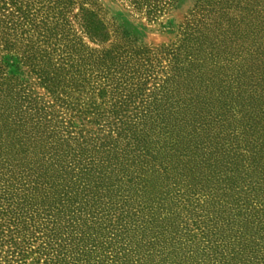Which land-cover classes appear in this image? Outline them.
Segmentation results:
<instances>
[{"label": "trees", "instance_id": "trees-1", "mask_svg": "<svg viewBox=\"0 0 264 264\" xmlns=\"http://www.w3.org/2000/svg\"><path fill=\"white\" fill-rule=\"evenodd\" d=\"M91 1L0 0V264H264V11L148 49Z\"/></svg>", "mask_w": 264, "mask_h": 264}, {"label": "rangeland", "instance_id": "rangeland-1", "mask_svg": "<svg viewBox=\"0 0 264 264\" xmlns=\"http://www.w3.org/2000/svg\"><path fill=\"white\" fill-rule=\"evenodd\" d=\"M241 1L239 5L237 2H230V5H224L223 9L222 6L211 5L197 10L196 0H92L91 8L96 10L98 17L109 29L110 38L106 46L124 45L129 42L135 47L151 49L178 44L187 25L202 24L201 21L205 20L207 24H221L223 28L227 24L226 20L238 22L242 17H246V23L251 24L255 15L253 10L264 11V5L261 7L260 4H255L254 0ZM79 4L68 10L66 18L70 24H78L73 16L77 14ZM246 8L248 12H244ZM258 21L263 24L264 20ZM252 24L257 22L253 21Z\"/></svg>", "mask_w": 264, "mask_h": 264}]
</instances>
